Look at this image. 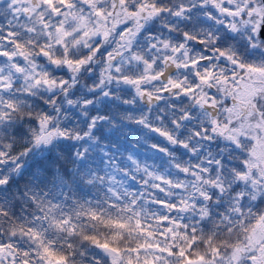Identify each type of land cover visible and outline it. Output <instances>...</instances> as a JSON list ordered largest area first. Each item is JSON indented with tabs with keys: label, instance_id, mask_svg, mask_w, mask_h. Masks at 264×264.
<instances>
[{
	"label": "snow or ice",
	"instance_id": "6c2138e0",
	"mask_svg": "<svg viewBox=\"0 0 264 264\" xmlns=\"http://www.w3.org/2000/svg\"><path fill=\"white\" fill-rule=\"evenodd\" d=\"M0 264H264V0H0Z\"/></svg>",
	"mask_w": 264,
	"mask_h": 264
},
{
	"label": "trees",
	"instance_id": "16d2710c",
	"mask_svg": "<svg viewBox=\"0 0 264 264\" xmlns=\"http://www.w3.org/2000/svg\"><path fill=\"white\" fill-rule=\"evenodd\" d=\"M132 142L134 143L135 142V137L132 138ZM123 143V142H122ZM123 150V148L121 149ZM152 161H149V163H151Z\"/></svg>",
	"mask_w": 264,
	"mask_h": 264
}]
</instances>
